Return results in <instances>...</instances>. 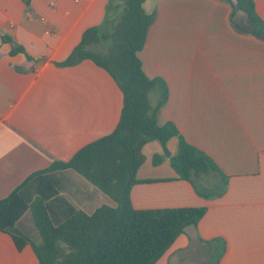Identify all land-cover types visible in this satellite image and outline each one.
I'll return each instance as SVG.
<instances>
[{"label":"crops","instance_id":"0c3cea01","mask_svg":"<svg viewBox=\"0 0 264 264\" xmlns=\"http://www.w3.org/2000/svg\"><path fill=\"white\" fill-rule=\"evenodd\" d=\"M255 4L264 20V0ZM107 5L0 0V200L116 128L123 95L109 74L90 60L57 66L86 30L103 23ZM144 9L156 17L139 58L147 77L167 89L158 125L173 123L219 170L194 186L171 164L179 137L168 142V154L157 141L143 147L131 190L135 209L207 210L156 264H205L213 240L225 244L219 264H264V40L235 12L234 0H147ZM161 91L150 94L152 105ZM45 177L88 215L116 207L72 169ZM0 264L40 263L29 244L19 248L0 232Z\"/></svg>","mask_w":264,"mask_h":264},{"label":"trees","instance_id":"16d2710c","mask_svg":"<svg viewBox=\"0 0 264 264\" xmlns=\"http://www.w3.org/2000/svg\"><path fill=\"white\" fill-rule=\"evenodd\" d=\"M146 1L108 0L103 23L86 30L69 57L57 63L73 67L90 60L109 74L123 95L114 131L82 148L70 161H55L31 174L0 200V232L12 235L19 248L29 244L40 264H156L206 214V208L138 210L131 201L132 187L139 182L137 171L145 161L143 147L154 141L168 154V142L179 137L171 164L194 186L197 179L219 172L211 158L190 145L173 123L158 125L167 89L161 79L147 77L139 58L156 17L145 11ZM234 4L253 34L264 40V20L255 0H234ZM158 88L162 89L159 100L152 105L150 94ZM67 169L99 188L116 207L103 205L92 215L76 209L45 177ZM206 243L205 264H219L224 242Z\"/></svg>","mask_w":264,"mask_h":264}]
</instances>
